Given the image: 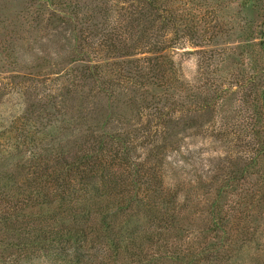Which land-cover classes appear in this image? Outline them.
Returning a JSON list of instances; mask_svg holds the SVG:
<instances>
[{"label":"rangeland","instance_id":"374dc122","mask_svg":"<svg viewBox=\"0 0 264 264\" xmlns=\"http://www.w3.org/2000/svg\"><path fill=\"white\" fill-rule=\"evenodd\" d=\"M261 41L264 0H0V168L21 165L24 183L31 161L42 171L60 151H92L86 138L109 135L108 150L125 147L146 169L156 165L183 218L179 238L142 249L122 242L116 252L92 237L28 253L26 264H183L177 253L203 247L208 259L193 264H264ZM22 129L36 147L20 144ZM126 166L108 169L126 178ZM99 170L102 193L110 171ZM3 202L1 211L15 213L10 224L22 213L55 227L29 202ZM116 215L122 241L169 225L143 212ZM1 253L0 264H11Z\"/></svg>","mask_w":264,"mask_h":264},{"label":"trees","instance_id":"16d2710c","mask_svg":"<svg viewBox=\"0 0 264 264\" xmlns=\"http://www.w3.org/2000/svg\"><path fill=\"white\" fill-rule=\"evenodd\" d=\"M151 5L149 8L157 13L155 6ZM145 10L147 11V9ZM161 18L164 19L163 16ZM164 20L167 22L168 19ZM259 46L264 56V41H261ZM156 64L162 65L161 63ZM157 68L159 67L155 66V69ZM143 70H146L144 66ZM147 71L151 73L153 69L149 68ZM139 78L137 76L134 79V84L141 83L142 79L137 80ZM260 79L264 86V69L260 73ZM261 97L264 101V90L261 92ZM12 121L9 123L10 127L15 126V122ZM163 123L164 120L157 117L155 127H159ZM27 125L26 122L20 123L19 126ZM22 130V134L18 136L20 144L36 147L38 144H34L37 143L34 141V134ZM96 138H86L87 144H90L91 147L94 143H97L92 151H84L81 154L75 152L72 155L67 154V156L60 151L55 156L58 160H51L42 171H39L40 167L36 166L38 171L36 172V162L31 161L30 169L24 172L27 173L24 183L18 181L16 177V174L22 173L20 172L21 165L15 164L9 172H5L0 168V201H4L3 205L6 200L20 199L22 202L31 204L32 207L28 206L30 211H33L34 207L37 209L33 215L47 214L50 220L55 221V227L47 229L43 227L44 224L32 222L31 214H28L31 216L27 218L22 213H18L16 217H22L19 218L20 222L10 224L9 219L15 213L11 211L9 214L7 211L0 210V232L4 235L0 239V252H2L3 258H6L11 264H23V262L26 264V260L31 259L28 253L33 255L34 252H48L47 249L53 248L55 245L61 246L69 242L71 245L80 246L82 242L88 241L92 237L107 239L111 250L116 252L121 250L122 242H124L125 248L134 249V247H139L142 249L146 243L152 244L153 242L169 241V239L180 237L179 228H182L180 222L182 223L183 218L177 221V218L180 219V217L176 212L179 209L175 202V194L166 195L164 193L162 179L156 165L146 169L143 163L141 164L129 156V151L125 147L119 148L117 151L108 150L112 140L109 135ZM260 151V154L264 153V147ZM108 153L111 155L110 160L108 159L110 163H102V159H106ZM126 163L127 169L130 170L125 174L126 178L118 171L111 173L109 170L110 168L113 170L115 165L124 166ZM104 165H107V171L110 172L107 173L108 177L106 179H104L106 176L101 174V180H104L101 184L106 185V187L103 188L102 193H98L95 183L99 178V167ZM63 169H68L69 173L67 175L62 174ZM31 174L32 176L28 177ZM90 187L92 194L90 193ZM5 208L8 209L7 203ZM140 211L143 212V215H146V219L166 221L169 225L166 228L163 227L162 232L159 231V228L156 232L141 231L142 235L139 233L135 235L134 233L127 238L123 237L128 240L127 243L125 240L122 241L120 236H123L125 229H123L124 226L119 228L115 223L118 218L116 214L121 213L123 218L135 214L134 217L137 219L140 217ZM109 217L114 222H111ZM155 238L159 240L152 242ZM193 252L190 249V251L181 254L177 253L181 256L179 262L193 264L199 258L208 259L207 247L199 248L197 252ZM82 259L71 260L65 258L61 264H83ZM213 261H218V258Z\"/></svg>","mask_w":264,"mask_h":264}]
</instances>
